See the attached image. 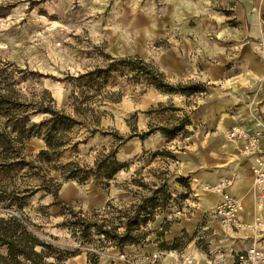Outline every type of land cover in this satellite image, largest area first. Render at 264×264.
I'll use <instances>...</instances> for the list:
<instances>
[{"label": "rangeland", "instance_id": "rangeland-1", "mask_svg": "<svg viewBox=\"0 0 264 264\" xmlns=\"http://www.w3.org/2000/svg\"><path fill=\"white\" fill-rule=\"evenodd\" d=\"M129 57L152 65L170 84L199 83L204 92L189 97L162 94L128 71L112 75L91 99L90 106L99 112L98 131L86 143L65 150L60 162L92 167L98 154L115 149L116 160L128 163L127 169L120 170L107 186L59 178L58 205H52L51 196L36 192L37 183L29 182L26 170L9 175L15 187H31L22 213L35 233L59 248L79 249L65 264H88V253L98 254L99 264L100 255L118 250L104 242L99 255L98 240L103 238L95 234L92 244H78L71 230L59 227L70 218L67 209L94 221L93 211L108 203L125 209L161 184L166 185L168 196L165 207L141 228L146 239L139 245L160 238L159 233L164 236L162 228L171 231L175 224L183 227L175 239L179 249L192 242L204 249L213 239L234 236L211 215L213 207L199 212L191 185L194 179L182 175V159L191 156L194 132L208 129L200 113L194 112L211 88L235 93L264 86V0H0V71H5L22 100L47 103L51 99L55 110L73 116L71 80L103 68L111 59ZM183 117L189 120L186 133L170 142L157 131L140 138ZM43 118V114L30 116L34 123ZM72 136L81 141L88 132L80 126ZM23 145L27 161L46 149L37 137ZM7 182L0 172V187ZM18 214L15 208L0 205L1 217ZM161 218L164 222L157 226ZM253 223L254 219L249 225ZM259 228L264 231L263 220ZM123 249L116 258L134 257Z\"/></svg>", "mask_w": 264, "mask_h": 264}, {"label": "trees", "instance_id": "trees-1", "mask_svg": "<svg viewBox=\"0 0 264 264\" xmlns=\"http://www.w3.org/2000/svg\"><path fill=\"white\" fill-rule=\"evenodd\" d=\"M132 73L135 79H143L146 84L162 94L180 95L189 97L204 92L199 83L170 84L163 73L152 65L138 58L111 59L103 68L79 75L72 79V92L69 97L73 116L67 115L63 110H55L52 100L47 103L31 100H22L0 71V172L3 181L8 184L0 187V205L15 208L17 216H0V264H65L77 255L79 249H62L52 243L42 240L30 227L31 224L22 213L28 200L30 186L15 187L10 183V174L26 170L27 179L35 181V190L42 191L56 201L58 191L63 181H75L79 184L94 182L97 185L107 186L110 180L122 169L128 168V163L116 160V150L98 154L92 167L80 166L75 161L61 163L60 159L65 150L75 149L80 143H86L98 130L99 112L90 106L92 97L96 96L106 87L112 75ZM178 111L177 108H172ZM32 114H43L44 118L38 122H31ZM89 118L92 120L89 121ZM189 125L187 117L177 119L170 126H157L140 138L144 139L155 131L170 142L180 134L186 133L185 127ZM85 127L88 136L81 141H75L73 132L76 127ZM33 137L42 139L46 149L38 152L32 160L27 161L23 155L24 142ZM68 147V148H67ZM160 153H156L158 155ZM54 174V176L51 175ZM61 182H58V179ZM166 185L161 184L151 191V194L140 198V201L130 204L125 209L114 208L108 203L104 209L93 211L95 219L88 218L80 212L73 213L67 209L70 218L65 219L59 227L71 230L78 244H92V235L102 237L99 242V255L104 242L122 251L124 247L139 245L145 242L146 233L142 227L151 221L158 210L165 207L167 201ZM64 210V209H63ZM62 215H64L62 213ZM122 229V231H119ZM166 232V228H162ZM163 233H159L161 236ZM174 245L160 244L163 250L176 249ZM88 264L98 263V254L88 253Z\"/></svg>", "mask_w": 264, "mask_h": 264}, {"label": "crops", "instance_id": "crops-1", "mask_svg": "<svg viewBox=\"0 0 264 264\" xmlns=\"http://www.w3.org/2000/svg\"><path fill=\"white\" fill-rule=\"evenodd\" d=\"M211 89L194 112L200 113L208 129L205 132L196 131L191 136L193 146L188 152L191 156L182 159L181 173L190 175L194 179L191 185L196 191V204L200 207L201 214L209 211L221 199L219 193L205 190V186L215 185L221 180H229L231 186L227 192L241 205L239 212L241 222L249 224L256 215H260L264 223V194L260 196L259 191L257 192L252 185V159L226 138L227 130L234 126H243L247 129L264 126V86L260 84L258 87L244 88L242 92L238 90L235 93L221 88ZM163 222L164 218H161L157 221V226ZM175 225L177 227L173 228L174 230L166 231L164 236L156 240H150L144 245L127 246L125 249L137 258L144 254L162 252L160 246L162 242L165 246H169L181 234L179 232L183 227L180 224ZM253 243L263 246L264 234L261 239H253L246 231L228 239L220 236L217 240H211L204 249L197 247L193 242L182 249L196 258V264H205L207 251L221 246L227 253L222 264H233L228 253L245 249ZM117 252L119 251L113 250L108 256L100 255L99 264L122 262L119 257L116 258ZM156 264H166V261L159 260Z\"/></svg>", "mask_w": 264, "mask_h": 264}, {"label": "built area", "instance_id": "built-area-1", "mask_svg": "<svg viewBox=\"0 0 264 264\" xmlns=\"http://www.w3.org/2000/svg\"><path fill=\"white\" fill-rule=\"evenodd\" d=\"M259 126L258 129L234 126L227 130L226 137L243 154L252 159V185L262 196L264 194V126ZM230 186L229 180H221L215 185L205 186V190L215 191L221 196L220 201L210 211L211 215L223 228L229 230L233 235H238L248 231V228L247 224L242 223L239 218L240 206L237 199L227 192ZM254 221L252 237L261 239L264 234V231L259 229L262 223L261 216L256 215ZM228 254H230L233 264H264V249L256 243L239 251H230ZM226 255V250L223 247H215L207 251L205 264H222ZM121 259L122 264H156L159 260H165L166 264H196V258L193 255L179 248L144 254L139 258L121 256Z\"/></svg>", "mask_w": 264, "mask_h": 264}, {"label": "bare ground", "instance_id": "bare-ground-1", "mask_svg": "<svg viewBox=\"0 0 264 264\" xmlns=\"http://www.w3.org/2000/svg\"><path fill=\"white\" fill-rule=\"evenodd\" d=\"M253 227H255V221H254V223L250 226L249 224H247V228H248V233H250L251 232V234H252V236H253ZM260 229V228H259ZM235 236V235H234ZM239 242V241H238ZM261 248H263L264 249V247L261 245Z\"/></svg>", "mask_w": 264, "mask_h": 264}]
</instances>
